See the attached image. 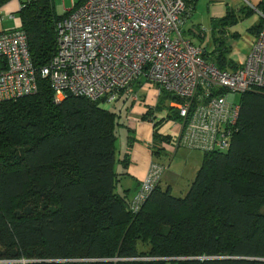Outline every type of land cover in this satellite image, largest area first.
I'll return each instance as SVG.
<instances>
[{
  "label": "trees",
  "instance_id": "16d2710c",
  "mask_svg": "<svg viewBox=\"0 0 264 264\" xmlns=\"http://www.w3.org/2000/svg\"><path fill=\"white\" fill-rule=\"evenodd\" d=\"M256 8L264 16V0ZM18 13L39 70L55 52L61 16L49 0ZM235 23L228 11L212 22L213 50L204 57L219 70L238 67L224 31ZM263 26L260 18L251 31ZM37 81L36 95L0 103V264H264L255 260L264 259V90L240 95L230 148L200 153L183 197L157 186L135 212L115 169L117 113L85 98L54 104L47 82ZM171 100L163 94L156 109ZM162 140L154 130V158ZM235 177L252 178L254 189L241 192Z\"/></svg>",
  "mask_w": 264,
  "mask_h": 264
},
{
  "label": "built area",
  "instance_id": "2783aa9c",
  "mask_svg": "<svg viewBox=\"0 0 264 264\" xmlns=\"http://www.w3.org/2000/svg\"><path fill=\"white\" fill-rule=\"evenodd\" d=\"M14 1L19 12L40 0ZM190 1L84 0L77 6L72 1L55 24V52L39 70L20 19L0 15V22H16L15 28L0 31V103L36 95L38 78L47 82L54 104L75 97L111 106L121 96L138 103L131 87L142 78L139 87L150 84L158 98L171 96L166 108L179 117L177 136L169 143L173 153L180 148L202 154L227 151L240 109L234 96L264 90V26L235 70H219L202 47L185 37ZM8 2L0 0V10ZM190 31L204 35V29ZM166 167L151 162L132 199L135 212L159 186Z\"/></svg>",
  "mask_w": 264,
  "mask_h": 264
},
{
  "label": "crops",
  "instance_id": "0c3cea01",
  "mask_svg": "<svg viewBox=\"0 0 264 264\" xmlns=\"http://www.w3.org/2000/svg\"><path fill=\"white\" fill-rule=\"evenodd\" d=\"M246 1L247 3H244L242 0H208L207 2L209 26L212 25V22H214L215 20L224 18L227 14V11L232 13L234 16L236 23L231 25L230 27H226L224 31L227 36V43L231 48L229 58L237 64L242 62L248 50L250 49L256 35L251 30L253 27H255V25L258 24L260 18H262L260 16V12L256 8L260 0ZM197 2L198 0H196L195 6L191 10V14L189 15L190 17L196 11ZM240 9H244V13H246L247 10L250 9L251 11H253V13L246 17H242L238 12ZM191 26H198V23H191L189 28L184 29L186 30L185 37L189 39L190 37L188 35L187 29H191ZM233 36H235L236 38H233ZM202 38L204 40L202 39L198 43L193 42V44L202 47L204 51L210 53L213 50V46L211 43V28L204 32ZM139 89L146 90V92L150 95V98L153 92H155L156 100H154V97L153 100L150 98H148L147 100H140L138 104L133 102L132 106L130 107L131 109L127 115V124L130 132H134L135 135L132 138V140L134 141L130 147L126 146L123 143L117 151V163L115 169L120 176V186L124 190L128 189L130 197H133L139 184L145 178L151 162L157 161L167 166L159 187L162 190L169 189L172 195L174 192L182 188H184V192L186 193L201 165V155L200 153H198L200 159L199 161L195 162L192 167H190V170H186L185 168L184 171L188 172V175L186 176L188 180L186 181L184 187L182 185L178 187L177 184L183 177L179 174V172L173 173L170 169L173 162L172 157L174 156L175 158L181 148L171 154L169 151V143L176 138L179 128L177 124L174 123V120L169 118L170 112L167 108H164L162 110L156 109L158 101L157 92L152 85L143 84ZM134 108H136L135 111L133 110ZM144 116H146L148 121L146 120V118H144ZM154 130L157 131L160 139H166L164 141L162 140L158 144L160 153L158 157L155 158L152 156L151 146L153 144ZM144 133V136L141 135ZM150 134L152 135L150 136ZM136 138L142 139L143 143H137ZM183 150L190 151L186 149ZM126 153L127 163L126 165H124L123 163H121V161L123 160V158H125L124 155ZM179 160L183 162L185 159ZM186 162L187 161L185 160L184 163ZM131 183L134 184V190L130 188Z\"/></svg>",
  "mask_w": 264,
  "mask_h": 264
},
{
  "label": "rangeland",
  "instance_id": "374dc122",
  "mask_svg": "<svg viewBox=\"0 0 264 264\" xmlns=\"http://www.w3.org/2000/svg\"><path fill=\"white\" fill-rule=\"evenodd\" d=\"M72 1H74L75 6H77L78 4H80L84 0H52L51 1L52 5L54 7V11L56 13V16L58 18L61 16L62 11H67V10H70L72 8ZM207 2H208V0H198L197 5H196V11L191 15V17L189 16V18L187 19V21L183 27L184 29L189 28L191 23H198V26H191V29H195V30H197V28L198 29H204V32H206L208 29L211 28V25L209 26V20H208L209 16H208ZM9 14H13L16 19L17 18L20 19V16H19L18 10L15 6L14 0H9V2L7 4H5L1 7L0 15L2 17H7ZM15 26H16V22L14 20L5 18V20H2L0 22V31L13 29V28H15ZM191 29H187L188 35H189L191 41L194 43L200 42V40L203 39L202 34L200 33L198 35H195L190 31ZM194 39H196V40H194ZM209 46H210V43H209ZM209 54L210 53H207L205 51L206 57ZM142 81H144V80L142 78H140L137 82H135L132 85L131 88L134 90V92L137 93V95L140 98L139 100H147L148 98H150V95L146 92V90L139 89L140 88L139 83H142ZM153 97H154V100H156L155 92H153L150 99L153 100ZM157 99H158V97H157ZM240 99H241V96L239 94H236L234 96L235 104H240ZM132 104L133 103L131 102L130 98L126 97V96H121V98L118 101H116L115 103H113L111 106L101 104L103 108L114 110L113 112H116L117 115L119 116L118 122L120 123V125H118L117 130H116V133H117V139H116V143H115L116 151L119 150V148L121 147V145L123 143L126 146L130 147L131 145L129 143L128 137L133 138V136L135 135L134 132L133 133L130 132L128 124H127V115L131 109L130 107L132 106ZM137 106H139V105H137ZM133 110L135 111L136 108H134ZM146 120H147V118H146ZM141 135L144 136L145 133L141 134ZM151 135L152 134H150V136ZM133 141L131 142V144L133 143ZM136 142L137 143H143V140L136 138ZM182 150L183 149H180L178 151L175 158H174V156L172 157L173 162L171 164V169H170L173 173L179 172V174L183 177L178 182V184H177L178 187H180L181 185L184 187L186 181L188 180V178H186V176L188 175V172L184 171L185 168H186V170H190V167H192L195 164V162L199 161V159H200L198 152L185 151V150L182 151ZM169 151L171 154L173 153L172 148H170ZM171 154H170V157H171ZM179 159H182V160L185 159L187 162L184 163L185 160L183 162H181ZM251 179L252 178H250V177L236 178L235 179V183L237 184L236 188H239V190L241 192L246 188H253L254 189L252 182H251ZM130 188L133 190L135 189L133 183H131ZM184 191H185L184 188H182V189L174 192L173 195L176 197H183L187 193V192L185 193ZM177 259H179V258H177ZM163 264H177V263H174L172 261H163Z\"/></svg>",
  "mask_w": 264,
  "mask_h": 264
},
{
  "label": "water",
  "instance_id": "95a60500",
  "mask_svg": "<svg viewBox=\"0 0 264 264\" xmlns=\"http://www.w3.org/2000/svg\"><path fill=\"white\" fill-rule=\"evenodd\" d=\"M209 259H212V258H209ZM174 260H196V258H188V259H173ZM257 261H264V259H255Z\"/></svg>",
  "mask_w": 264,
  "mask_h": 264
},
{
  "label": "flooded vegetation",
  "instance_id": "af4514ba",
  "mask_svg": "<svg viewBox=\"0 0 264 264\" xmlns=\"http://www.w3.org/2000/svg\"><path fill=\"white\" fill-rule=\"evenodd\" d=\"M175 261V260H174Z\"/></svg>",
  "mask_w": 264,
  "mask_h": 264
}]
</instances>
